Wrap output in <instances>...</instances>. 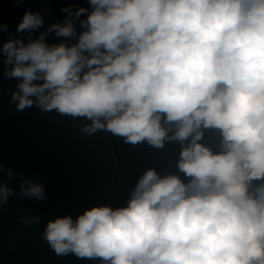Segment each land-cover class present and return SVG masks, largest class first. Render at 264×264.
I'll use <instances>...</instances> for the list:
<instances>
[{
	"label": "clouds",
	"instance_id": "clouds-1",
	"mask_svg": "<svg viewBox=\"0 0 264 264\" xmlns=\"http://www.w3.org/2000/svg\"><path fill=\"white\" fill-rule=\"evenodd\" d=\"M86 3L35 38L0 42L16 109L82 118V131L132 146L181 147L177 171L145 170L126 206L48 221L49 247L101 264H264V0ZM43 26L26 10L16 32ZM204 130L218 134L215 150ZM20 191L44 199L31 180ZM12 195L0 181V207Z\"/></svg>",
	"mask_w": 264,
	"mask_h": 264
},
{
	"label": "water",
	"instance_id": "water-1",
	"mask_svg": "<svg viewBox=\"0 0 264 264\" xmlns=\"http://www.w3.org/2000/svg\"><path fill=\"white\" fill-rule=\"evenodd\" d=\"M65 7L75 10L88 5L86 0H25L23 4L0 0V23L7 25L0 33V42L35 38L66 18L61 11ZM26 10L41 13L44 26L38 32H16ZM61 40L53 34L47 37L49 44ZM6 70L0 67V72ZM18 83L16 79L0 77V181L14 192L0 207V264H96L72 254L56 255L43 233L50 220L66 215L75 219L86 209L104 206L121 168L109 133L98 130L88 134L82 128L90 121L44 112L35 105L18 111L11 98L13 92H18ZM25 180L43 185V200L21 195L20 184ZM34 217L39 221L24 223Z\"/></svg>",
	"mask_w": 264,
	"mask_h": 264
},
{
	"label": "trees",
	"instance_id": "trees-1",
	"mask_svg": "<svg viewBox=\"0 0 264 264\" xmlns=\"http://www.w3.org/2000/svg\"><path fill=\"white\" fill-rule=\"evenodd\" d=\"M109 133V132H108ZM115 159L123 169L117 171L114 184L105 199L104 206L113 208L126 206L132 188L138 177L148 168H155L158 173H175L176 161L181 145L166 143L163 149H155L147 144L132 146L125 144L121 138L109 133ZM200 143L215 150L218 144V134L212 130H204V138ZM96 264H101L97 260Z\"/></svg>",
	"mask_w": 264,
	"mask_h": 264
},
{
	"label": "built area",
	"instance_id": "built-area-1",
	"mask_svg": "<svg viewBox=\"0 0 264 264\" xmlns=\"http://www.w3.org/2000/svg\"><path fill=\"white\" fill-rule=\"evenodd\" d=\"M119 172H120V173H122V172H123V169H122V167L119 169Z\"/></svg>",
	"mask_w": 264,
	"mask_h": 264
}]
</instances>
